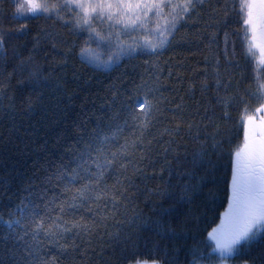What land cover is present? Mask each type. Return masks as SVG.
<instances>
[{
    "label": "snow or ice",
    "instance_id": "6c2138e0",
    "mask_svg": "<svg viewBox=\"0 0 264 264\" xmlns=\"http://www.w3.org/2000/svg\"><path fill=\"white\" fill-rule=\"evenodd\" d=\"M0 5L11 7L14 18L27 21L43 16L58 21L73 37L68 43L61 33L38 28L13 48L16 62L11 70L0 69V75L7 71L5 81L19 76L17 83L28 89L19 110L13 104L0 108V121L7 125L0 132L3 141H11L23 126L31 142L36 128L29 132V126L18 117L31 113L37 104L44 107L53 123L63 124L56 134L55 150L48 153L44 141L40 148L47 153L46 158L39 166L34 161L32 170L25 168L15 192H8L7 181L0 179V264H59L58 256L48 255L49 246L68 258L69 264H92L91 237L99 229L95 217L103 221L109 203L114 209L120 200L128 199L125 193L132 186L128 168L138 171L130 157L137 149L145 153L141 160L152 152L155 138L145 137L158 117L169 121L159 132L161 139L168 134V144L175 143V134L185 127L199 144L196 151H185L183 157L177 153L161 165L168 179L165 187L156 191L173 203L155 211L166 215L176 211L178 205L189 206L183 211L182 231H173L174 239L183 241L180 248L184 259L170 258L169 264H232L239 252L257 243L261 244L259 253L240 260V264H264V116L251 128L249 116L244 123L243 144L227 149L230 178L228 161L224 160L225 144L231 143L230 109L242 104L247 111L255 103L257 112L264 110V76L260 75L264 73V0H238V11L237 4L230 0H22L13 5L0 0ZM232 15L242 20L235 33L229 27ZM202 22L203 28H196ZM26 27L27 23L22 24L15 32L23 35ZM189 27L196 28L192 35L196 40L206 39L210 49L213 44L218 46L223 31L226 80L218 70L219 56L212 74L207 67L203 72L193 68L186 74L181 70L183 60L161 62V55L169 47L181 41L190 43L187 31L176 39L181 29ZM208 29L212 31L204 36ZM240 33L244 50L238 58L234 41L229 51V37ZM11 35V29L0 28V49ZM81 36L84 39L76 52ZM49 41L51 48L46 49ZM93 43L111 49L107 61L90 55ZM74 53L82 63L95 64L98 69L118 66L123 59H149L142 61L140 83L133 82L131 88L110 83L102 95L93 94L90 106L81 101L77 109L65 71ZM249 65L259 69L254 90L241 89ZM57 67L64 75L56 73ZM73 75L72 82L78 83L79 77ZM7 86L0 82V89ZM44 90L51 98L50 105L43 104ZM202 126L204 136L200 139ZM208 127H212L210 133ZM26 149L27 144L16 148L21 154ZM167 153L165 148L163 154ZM110 177H114L112 184L107 182ZM218 207H223L220 222L201 237V218L214 214ZM135 264L162 261L137 259Z\"/></svg>",
    "mask_w": 264,
    "mask_h": 264
},
{
    "label": "trees",
    "instance_id": "16d2710c",
    "mask_svg": "<svg viewBox=\"0 0 264 264\" xmlns=\"http://www.w3.org/2000/svg\"><path fill=\"white\" fill-rule=\"evenodd\" d=\"M15 0H4V3L13 5ZM206 3L209 0H205ZM237 4L238 0H230V3ZM7 13V15H5ZM232 23L229 25L233 33L236 28L242 25V20H239L236 15L231 16ZM27 23V27L24 29V34L20 35L15 30L22 24ZM0 28L4 30L11 29L13 35L7 37V43L4 45V49H0V69H6L10 71L12 65L16 62V58L13 55V48L20 44L21 41H26L29 37L33 36L38 28H46L50 32L61 33V38L71 43L73 37L67 31L62 29L58 21L45 20L43 16L37 18H28L27 21L23 18H14L12 16V8L5 9L0 5ZM196 28H203V22L196 26ZM196 28L189 27L187 30L181 29V32L177 34L176 39L185 34V31L189 33L190 43L180 42L178 46L175 44L169 47L160 57L161 62L176 60H183V71L187 74L192 72L195 68L199 72H203L205 67L210 74L213 72V67L216 65V56L220 57L219 72L223 79L228 78L227 65L223 58L224 50V35L223 31L219 33V44L211 45V49L207 46L208 41L201 37L196 40L193 33L196 32ZM212 31L208 29L204 32V36L208 35V32ZM242 33L239 35H230L229 37V51L232 49L233 41L235 42L237 57H242L244 45L242 43ZM84 37H79L76 46V52L79 51V47ZM66 46V45H65ZM31 47V44H28ZM46 49L51 48V42L49 41L45 45ZM61 46L57 51L62 50ZM6 49V53H5ZM208 57L207 62L205 57ZM59 58V57H57ZM149 59L148 57H137L133 60L123 59L109 69L97 68L94 65L82 63L81 59L74 53L69 57L66 71V78L70 82V86L75 95V106L78 109L81 101H85L87 104H91L93 100V94H103V90L107 88L110 83L115 82L122 88H131L133 82L140 83L141 73L144 71V65L142 61ZM241 63L243 60L241 59ZM45 70L48 68V64H44ZM253 65H249L244 72V79L241 84V89L244 87H250L251 90L255 89V81L259 69L255 70ZM7 71L0 75V82H6L8 86L4 89H0V108H5L10 104L16 106L19 110L21 100L28 95V89L23 88L22 85L17 83L19 76H13L10 81H5ZM56 73L58 75H64V72L57 67ZM79 77L78 83H73L74 74ZM260 75L264 76V73ZM127 78V79H125ZM196 79L201 77L195 76ZM183 92V89L180 90ZM197 94L199 90L197 89ZM169 95V93H165ZM186 99H188L186 97ZM51 98L48 95L47 90H44V105H50ZM96 103H99L97 100ZM191 103V101H189ZM257 104L253 103L247 111H244V105L235 104L230 109L231 119L228 122V126L231 129V143L225 144L224 160L228 161L227 170L230 178L231 174V156L227 149H234L237 144H243L244 142V119L247 116H254L257 111ZM202 110V109H201ZM137 111L142 109L137 108ZM170 115V114H169ZM24 124L28 125V131L32 132L33 127L36 128V132L29 142V137L25 135L24 127L21 126L20 132L14 134V138L9 141H3L2 135H0V179L7 181L8 192H15L21 185V174L24 173L25 168L32 170L33 162H43L47 153L41 151L40 146L47 140L48 153L55 150V138L59 133L62 122L53 123L50 118L45 115L44 107L41 104H37L31 113H26L22 117ZM199 119V117H197ZM169 124L168 120L157 118L154 121V126L149 130L145 139H153L151 145L152 152L148 154L143 160L140 158L145 156V153L139 149L136 150L133 157H130L132 163L136 165L138 171H133L132 167L128 168L127 175L131 177L132 186L127 188L125 195L128 197L126 200H120L119 203L112 208L109 203L105 208L107 218L103 221L99 216H96V222L99 225L98 231L94 232L91 237L90 253L92 264H135L137 259L139 260H160L162 264H169L170 258L178 257L182 262L184 259V252L181 250L180 245L183 241H176L173 237V231L180 233L184 227L183 225V211L186 210L188 205H178L176 211H173L166 215H159L155 209H158L161 205L165 208L169 204L173 203L172 200L162 197L159 192L156 191L157 187H165V180L168 179V172L165 170L161 172V165L165 160H172L173 156L179 153L181 157L186 152L192 153L199 148L198 142L192 139L191 134L188 133L186 127L182 128L178 134H175V143L168 144L170 137L168 134H164L163 138L159 137L160 130ZM6 123L0 121V132L6 128ZM174 126V125H170ZM128 131H131L129 129ZM196 129L193 127L192 132L195 133ZM207 131L210 133L212 127H208ZM127 134V133H126ZM204 128H201L200 139H203ZM219 139V137H217ZM27 144L26 151L21 154L16 150L17 147L23 148ZM168 149V153L165 156L164 150ZM7 149V150H5ZM190 158V157H189ZM215 159V157H213ZM137 161H140L139 163ZM175 163V161H173ZM109 184L114 182V177H110L107 181ZM175 177L172 178V183H175ZM127 186V181L125 182ZM3 191V189H0ZM198 200L202 197H198ZM6 202V194H5ZM227 201L224 200V206ZM103 207V204L101 205ZM93 207H95L93 205ZM192 207H195L193 205ZM111 209V211H109ZM83 211V210H82ZM223 211V207L215 209L214 214H207L201 218L200 222V236L206 237L207 230L215 226L220 222L219 213ZM89 220L93 219L91 215H87ZM172 231H169V230ZM199 238V237H198ZM261 247L260 243L252 246L251 249H244L237 254L236 259L232 261V264H239L240 260L247 258L251 255H257ZM49 256H58L59 264H69V259L59 254V251L49 246ZM79 259V257H77Z\"/></svg>",
    "mask_w": 264,
    "mask_h": 264
},
{
    "label": "rangeland",
    "instance_id": "374dc122",
    "mask_svg": "<svg viewBox=\"0 0 264 264\" xmlns=\"http://www.w3.org/2000/svg\"><path fill=\"white\" fill-rule=\"evenodd\" d=\"M15 1L17 3L18 2H22V0H15ZM90 55L93 56V57L99 58V61L103 62V61H107L108 60V57L110 55H112V51L107 45L101 44V45L98 46L96 43H93L91 45V53H90ZM91 65L96 66L95 64H91ZM113 65H115V64L110 65L107 69L111 68ZM101 68H103V67H101ZM103 69H105V68H103ZM261 116H264V110H261L260 112H257L254 116H251L252 117L251 121H247V118L249 116L245 117L244 123H245V121H247L249 123L250 128L254 127V126H258V124L260 122V119H261Z\"/></svg>",
    "mask_w": 264,
    "mask_h": 264
}]
</instances>
